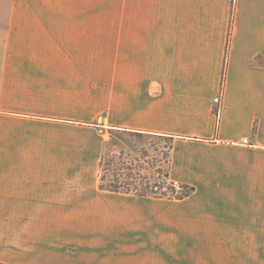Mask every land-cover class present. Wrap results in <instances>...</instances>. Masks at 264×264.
<instances>
[{
	"label": "crops",
	"instance_id": "crops-1",
	"mask_svg": "<svg viewBox=\"0 0 264 264\" xmlns=\"http://www.w3.org/2000/svg\"><path fill=\"white\" fill-rule=\"evenodd\" d=\"M112 128L190 193L101 189ZM0 262L264 264V0H0Z\"/></svg>",
	"mask_w": 264,
	"mask_h": 264
},
{
	"label": "rangeland",
	"instance_id": "rangeland-1",
	"mask_svg": "<svg viewBox=\"0 0 264 264\" xmlns=\"http://www.w3.org/2000/svg\"><path fill=\"white\" fill-rule=\"evenodd\" d=\"M110 130L105 131L104 138L106 161L117 168L121 180L151 190L169 171L171 141L156 135L126 131H119L112 139ZM112 172H108L110 178Z\"/></svg>",
	"mask_w": 264,
	"mask_h": 264
},
{
	"label": "trees",
	"instance_id": "trees-1",
	"mask_svg": "<svg viewBox=\"0 0 264 264\" xmlns=\"http://www.w3.org/2000/svg\"><path fill=\"white\" fill-rule=\"evenodd\" d=\"M216 113L218 115L219 108H216ZM119 131L134 132L137 134H150V135H156L159 137H164L171 141L169 145L170 155H171V150L173 148L174 139H175L174 135H166V134H160V133L159 134L158 133H143V132L131 131V130L121 129V128H112L110 130V136L112 137V139L117 137L116 134H118ZM113 166L114 165H112V162L106 161L105 151L103 150V155H102L101 164H100V168H101L100 188L101 189L115 191V192L128 193V194H136V195H150V196H156V197L169 196V197H177V198H181L190 193V188L186 185H184V190H182L180 193L176 192V189L173 186V182L170 181L169 179V171L164 177H161L158 183L152 186L151 190H149L150 187L140 188L134 185L135 183L133 182L121 180L120 179L121 174L118 173L117 168H114ZM109 171H113L111 175L112 178H110L108 174ZM165 187H167V189H164ZM169 192H171V194ZM0 264H5V263L0 262Z\"/></svg>",
	"mask_w": 264,
	"mask_h": 264
},
{
	"label": "built area",
	"instance_id": "built-area-1",
	"mask_svg": "<svg viewBox=\"0 0 264 264\" xmlns=\"http://www.w3.org/2000/svg\"><path fill=\"white\" fill-rule=\"evenodd\" d=\"M173 186L175 187L177 193H180L182 190H184V185L182 183L173 182ZM164 189H167V187Z\"/></svg>",
	"mask_w": 264,
	"mask_h": 264
}]
</instances>
